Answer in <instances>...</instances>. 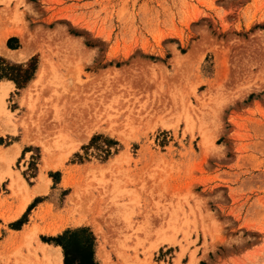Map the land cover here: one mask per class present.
Listing matches in <instances>:
<instances>
[{
	"label": "rangeland",
	"instance_id": "obj_1",
	"mask_svg": "<svg viewBox=\"0 0 264 264\" xmlns=\"http://www.w3.org/2000/svg\"><path fill=\"white\" fill-rule=\"evenodd\" d=\"M45 56L90 135L64 88L22 100ZM0 58V264L81 228L95 264H264V0H0Z\"/></svg>",
	"mask_w": 264,
	"mask_h": 264
},
{
	"label": "bare ground",
	"instance_id": "obj_2",
	"mask_svg": "<svg viewBox=\"0 0 264 264\" xmlns=\"http://www.w3.org/2000/svg\"><path fill=\"white\" fill-rule=\"evenodd\" d=\"M26 55H27V52H20L19 55L12 54L11 56L13 58H23ZM64 58L59 59L60 61L58 62L59 64H54L46 56L42 57V60L39 64V68L37 69L34 79L31 81L29 87L27 88L25 96L24 95L22 96V100L24 102L29 101L28 99L32 97L31 96L32 93H35L37 97H40V96L42 97L43 95L50 94V93L51 95L56 94L58 93L57 92L58 87L64 88L60 94H62L63 92H67L66 94H68L71 98L78 97L77 100H79V97L81 98L82 95L80 94L83 93V90L87 87L88 84L87 82L85 83V81L82 80V78L79 76V73L78 75L76 74L77 84H74L73 82H71V84H73V86H76V87H71V86L68 87L64 84V81L68 79V76H70V74H72L71 66L68 63V61L65 60ZM0 87H1V94H0V117H1V115L4 114L3 113L4 111L3 99H4V96L7 95V87H5L4 84H2ZM74 88L75 89L78 88V91L75 90L76 92H73ZM81 99L83 100V98ZM75 105L76 106H74L73 104V106L67 111V113L63 117V124L77 131L84 132V135L86 136L90 135L95 129H97V127H99L100 123L104 120L102 116V111H100L99 108L97 107L96 100L88 104H86L83 100L79 104L75 103ZM1 120L2 119H0V131H2L3 129ZM10 150L11 149L9 148L8 152ZM0 153H1V149H0ZM12 153L17 154L18 148L15 147ZM5 154L6 153H1L0 157H4L7 155ZM19 182L21 183V185H23V187H25L24 183L21 182L20 178L12 179L10 185L12 187L18 186ZM41 191H43V189H41L40 187H36L33 190V192L29 194L26 197L25 201L21 204V207L16 215L20 214L22 210L25 208V206L27 205L28 201H30L31 198L35 194H38ZM35 231L36 229L35 227H33L29 231V233L32 234ZM58 231H59L58 229H54L51 231L44 230L42 232L50 233L54 235ZM37 249L40 255L44 259H46L48 262H50L51 264H62V253H61L60 247H54V246H50L44 243H41V244L39 243ZM102 251H100L99 255L102 254Z\"/></svg>",
	"mask_w": 264,
	"mask_h": 264
},
{
	"label": "trees",
	"instance_id": "obj_3",
	"mask_svg": "<svg viewBox=\"0 0 264 264\" xmlns=\"http://www.w3.org/2000/svg\"><path fill=\"white\" fill-rule=\"evenodd\" d=\"M0 58V79L10 78L3 74ZM28 80V78H26ZM54 244L61 246L64 255V264H95L93 237L87 229L66 230L56 238L49 239Z\"/></svg>",
	"mask_w": 264,
	"mask_h": 264
},
{
	"label": "crops",
	"instance_id": "obj_4",
	"mask_svg": "<svg viewBox=\"0 0 264 264\" xmlns=\"http://www.w3.org/2000/svg\"><path fill=\"white\" fill-rule=\"evenodd\" d=\"M6 49H7V47H6ZM20 52H22V51H18V52L10 53V56H11L12 54L19 55ZM11 57H12V56H11ZM12 58H13V57H12ZM14 59H21V58H14ZM2 83H3V82H1L0 85H2ZM3 84H5V83H3ZM31 199H32V198H31ZM29 202H30V201H29ZM58 232H59V231H58ZM58 232H57V233H58Z\"/></svg>",
	"mask_w": 264,
	"mask_h": 264
}]
</instances>
